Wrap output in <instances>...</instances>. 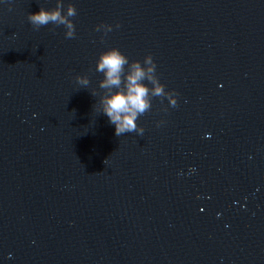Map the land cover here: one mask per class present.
<instances>
[{"label":"water","instance_id":"water-1","mask_svg":"<svg viewBox=\"0 0 264 264\" xmlns=\"http://www.w3.org/2000/svg\"><path fill=\"white\" fill-rule=\"evenodd\" d=\"M62 3L73 39L0 0V264H264V0ZM110 48L176 93L142 136L97 110Z\"/></svg>","mask_w":264,"mask_h":264},{"label":"clouds","instance_id":"clouds-1","mask_svg":"<svg viewBox=\"0 0 264 264\" xmlns=\"http://www.w3.org/2000/svg\"><path fill=\"white\" fill-rule=\"evenodd\" d=\"M10 3V0H6ZM11 11V8H9ZM77 15L72 4L66 9L62 0H56L55 8L40 10L29 14L27 20L34 30L49 24L63 26L66 39L75 38V27L71 18ZM119 28L120 25L115 26ZM105 34L112 31L111 25H98L95 29ZM95 71L102 74L98 88L103 91L98 102V111L108 118V122L115 126V135L120 137L126 133L135 132L142 136L144 129L137 126L136 121L152 107L153 98L167 99L169 106H176V93L165 91V85L159 82L156 75V64L151 55H146L142 63L129 61L119 49L110 48L103 51L96 60ZM75 82L82 88L90 84L87 76H76ZM150 85V86H149ZM92 96L97 95L95 91Z\"/></svg>","mask_w":264,"mask_h":264}]
</instances>
